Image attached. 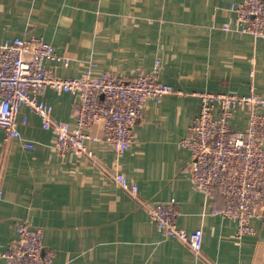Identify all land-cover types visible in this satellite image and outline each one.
Listing matches in <instances>:
<instances>
[{"label": "crops", "instance_id": "obj_1", "mask_svg": "<svg viewBox=\"0 0 264 264\" xmlns=\"http://www.w3.org/2000/svg\"><path fill=\"white\" fill-rule=\"evenodd\" d=\"M240 1L0 0V42L43 38L70 57L68 65L57 62L59 75L79 76L94 60L95 71L130 79L160 60L158 80L177 90L147 101L135 141L121 155L103 140L99 123L92 128V155L56 152L55 133L23 105L19 137L7 139L0 127L2 250L16 240L18 223L29 219L43 229V244L58 263L264 264V220L253 218L255 233L239 241L237 221L214 211L223 198L205 196L183 171L191 153L180 143L199 113V92L248 94L254 88L264 95V38L224 28L235 26L231 4ZM42 98L52 104L55 120L75 125L76 94L47 88ZM247 124L244 109L231 119L235 130ZM116 165L137 184L136 195L116 182ZM171 198L180 227L202 228L200 254L151 218L147 204Z\"/></svg>", "mask_w": 264, "mask_h": 264}, {"label": "built area", "instance_id": "obj_2", "mask_svg": "<svg viewBox=\"0 0 264 264\" xmlns=\"http://www.w3.org/2000/svg\"><path fill=\"white\" fill-rule=\"evenodd\" d=\"M231 10L235 12V26L228 23L226 30L235 28L264 38V0H241L232 3ZM58 61L68 65L70 57L58 53L41 37L17 36L0 42V127L7 139L20 136L17 116L21 107L28 105L40 116L42 126L55 133L56 152L92 155V128L99 123L103 140L121 155L135 141V125L147 101L177 92L171 84L158 80L160 60L153 70L130 79L107 70L95 71L94 60L79 76H61L57 73ZM47 88L78 96L72 110L75 125L54 119L52 104L42 98ZM198 96L199 113L180 142L191 153V161L183 171L205 196L212 198L217 193L223 198L224 206H215L214 211L237 221L236 238L240 241L244 235L255 233L253 218L264 220V95L251 88L248 94L204 91ZM240 109L248 113V124L235 130L231 119ZM26 121L24 118L23 123ZM25 145L34 147L30 142ZM113 177L122 188L136 195L137 184L117 165ZM2 198L0 184V201ZM147 206L161 232L201 253L202 228L188 231L178 225L175 198ZM17 233L7 249H1L0 239V257L7 264H67L54 261V251L43 244V229L29 219L18 223Z\"/></svg>", "mask_w": 264, "mask_h": 264}]
</instances>
